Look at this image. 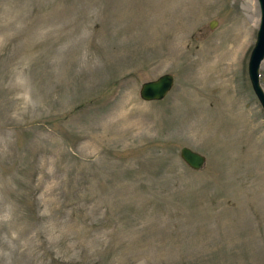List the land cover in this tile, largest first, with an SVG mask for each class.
I'll return each instance as SVG.
<instances>
[{
	"label": "rangeland",
	"instance_id": "1",
	"mask_svg": "<svg viewBox=\"0 0 264 264\" xmlns=\"http://www.w3.org/2000/svg\"><path fill=\"white\" fill-rule=\"evenodd\" d=\"M258 23L256 0H0V264H264Z\"/></svg>",
	"mask_w": 264,
	"mask_h": 264
},
{
	"label": "water",
	"instance_id": "2",
	"mask_svg": "<svg viewBox=\"0 0 264 264\" xmlns=\"http://www.w3.org/2000/svg\"><path fill=\"white\" fill-rule=\"evenodd\" d=\"M259 7V24L256 30L254 44L250 50L247 61V77L250 87L257 98L260 106L264 109V92L259 84L258 69L264 59V0H256ZM210 22L209 27H212ZM173 83L172 75L163 73L154 80H148L140 84L138 95L142 100L151 101L161 99L170 89ZM178 155L182 162L191 169H199L203 165L204 156L189 147L179 148Z\"/></svg>",
	"mask_w": 264,
	"mask_h": 264
},
{
	"label": "bare ground",
	"instance_id": "3",
	"mask_svg": "<svg viewBox=\"0 0 264 264\" xmlns=\"http://www.w3.org/2000/svg\"><path fill=\"white\" fill-rule=\"evenodd\" d=\"M238 51H239V49H237V50L234 51V53H233V55H232V56H233V59H234V57L238 54Z\"/></svg>",
	"mask_w": 264,
	"mask_h": 264
}]
</instances>
